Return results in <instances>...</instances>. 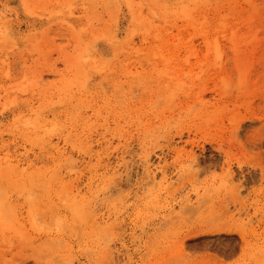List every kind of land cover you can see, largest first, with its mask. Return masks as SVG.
<instances>
[{"label":"rangeland","instance_id":"374dc122","mask_svg":"<svg viewBox=\"0 0 264 264\" xmlns=\"http://www.w3.org/2000/svg\"><path fill=\"white\" fill-rule=\"evenodd\" d=\"M0 13V161L30 164L0 178L14 205L0 264H264V0H0ZM45 117L36 137L21 126ZM68 185L99 191L79 218L60 202Z\"/></svg>","mask_w":264,"mask_h":264},{"label":"bare ground","instance_id":"6f19581e","mask_svg":"<svg viewBox=\"0 0 264 264\" xmlns=\"http://www.w3.org/2000/svg\"><path fill=\"white\" fill-rule=\"evenodd\" d=\"M220 12H219V10H217L216 11V23L218 24L219 22H221V20L224 22V20H223V17L222 16H220V14H219ZM238 13V12H237ZM231 15V14H230ZM0 17H2L1 16V13H0ZM136 18V17H135ZM247 19V18H246ZM248 20H250L249 22H252L251 21V19H249L248 18ZM139 21V20H138ZM137 21V22H138ZM204 36V38H205V34L203 35ZM207 36V35H206ZM226 37V34L225 35H223L222 36V38H225ZM237 37V34L235 35H233L232 36V38L235 40V38ZM80 67H81V65H80V63H76V65H75V67H74V69H75V72H76V74H78L79 73V69H80ZM243 74V73H242ZM244 81V80H243ZM241 81H239V83H240ZM84 83V82H83ZM238 84V83H237ZM243 84V83H242ZM80 86V85H79ZM243 88H244V85L242 86ZM221 88H222V86H221ZM221 90V89H220ZM224 90V89H223ZM238 90H239V88H238ZM225 91H227V90H225ZM246 91V90H245ZM221 94V93H220ZM223 96H224V94H223ZM221 97V96H220ZM204 98V97H203ZM193 101H195V100H193ZM196 101H198V100H196ZM203 102V101H202ZM199 103V102H198ZM198 103H196L197 105H198ZM201 103V102H200ZM204 103V102H203ZM206 103V102H205ZM196 106V105H195ZM192 107V106H191ZM210 108V107H209ZM218 110V109H217ZM31 113V112H30ZM38 114V113H37ZM21 115V114H20ZM28 115H29V112H28ZM180 116H182V114L180 115ZM24 117H25V115H24ZM23 117V118H24ZM28 118H29V116H27ZM26 117V118H27ZM40 117H41V115H40ZM77 117V116H76ZM79 117V116H78ZM78 117H77V119H78ZM179 117V116H178ZM21 118V117H20ZM27 118V119H28ZM34 118V117H33ZM32 118V119H33ZM38 118V117H37ZM35 119L34 121H32L31 123L30 122H28V123H25L24 125H23V123L21 124V126H24L26 129L25 130H27V131H30V133H32L33 134V136H37L38 134H39V132L40 131H44V129L49 125V121L47 120V118L45 117V118H42V119ZM75 118V117H74ZM22 119V118H21ZM20 120V119H19ZM24 121H25V119H24ZM30 121V120H29ZM21 122V121H20ZM26 122H27V120H26ZM30 123V124H29ZM161 123V122H160ZM23 127V128H24ZM24 130V131H25ZM148 130H150V129H147L146 131H148ZM153 129H151V131H152ZM24 133V132H23ZM29 133V134H30ZM27 136H28V134H27ZM23 137V136H22ZM26 137V135L24 136V138ZM64 141V140H63ZM60 142V141H59ZM62 142V141H61ZM60 142V143H61ZM65 143H67V141H64ZM48 144V146L49 147H46V149H50V151L51 150H55V152L53 153H49V155L50 156H55L56 158H54V160H60V159H62V158H64V157H66L65 158V160L64 161H68V160H71V162H72V160H73V158H72V155L71 154H68V153H65L64 152V150L63 151H58L57 149V144H55V145H53V146H50V141H48L47 142ZM58 143V142H57ZM59 143V144H60ZM63 143V142H62ZM2 144V145H1ZM66 145V144H65ZM2 146H4L3 145V142L0 140V149L2 148ZM63 147H64V145H62ZM44 147V146H43ZM66 148H67V146H65ZM9 148V147H8ZM8 148H6V149H8ZM45 148V147H44ZM57 148V149H56ZM5 149V150H6ZM41 149H43V148H41ZM3 150V149H2ZM1 150V151H2ZM60 150V149H59ZM62 150V149H61ZM49 151V150H48ZM91 151V150H90ZM89 151V152H90ZM45 152H47V151H45ZM8 153V152H7ZM6 153V154H7ZM73 153V152H72ZM88 153V152H87ZM5 154V155H6ZM86 154V153H85ZM4 155V156H5ZM78 155H79V153H78ZM77 155V156H78ZM7 156H9L8 154H7ZM48 156V155H47ZM80 156V155H79ZM192 156L193 155H191V159H192ZM187 157V156H186ZM72 158V159H71ZM78 158V157H77ZM82 159H83V156H82ZM188 159V158H187ZM194 159V158H193ZM16 160V159H15ZM53 160V161H54ZM62 160V161H63ZM75 160V159H74ZM90 160V159H89ZM25 161V160H24ZM22 161H20L19 162V160L18 161H15V163L14 164H11V162H10V160L8 161H4V162H1L0 161V178L1 177H4L6 180H8V181H10L11 183H15V182H19V181H21V179H23L24 178V174H25V172H24V170L25 169H23V167L24 166H26L27 168L28 167H30V164H29V162H25L24 164H22L21 163ZM75 162V161H74ZM193 162V161H192ZM183 163V162H182ZM181 163V164H182ZM186 163V162H185ZM184 165V164H183ZM147 166V165H146ZM145 166V168H146V171L148 172V173H151L150 171H149V167L147 166L146 167ZM182 166V165H181ZM185 166V165H184ZM186 168H190V166H185ZM73 169H74V167H72ZM182 169L184 168V167H181ZM73 169H72V171H73ZM181 170V169H180ZM190 170V169H189ZM188 170V171H189ZM70 171H71V169L68 171L69 173H70ZM186 171H187V169H186ZM187 171V172H188ZM59 173H61V172H59ZM67 173V172H66ZM68 173V174H69ZM184 173V172H183ZM60 175H62L63 176V174H60ZM59 174L57 175L58 177H61ZM73 175V174H72ZM65 176H66V174H65ZM68 176V175H67ZM58 177H56L57 178V180H58ZM68 178V177H67ZM66 178V179H67ZM69 178H70V176H69ZM68 178V179H69ZM157 178H158V176H157ZM64 179V178H63ZM42 180V179H41ZM61 180V179H60ZM65 180V179H64ZM153 180H155V175H154V173H153V176H152V181ZM55 181V180H54ZM10 182H9V184H10ZM22 182V181H21ZM41 182V181H40ZM45 182V181H44ZM56 182H58V181H56ZM92 182V181H91ZM91 182L89 183L90 184V186H91ZM156 182V181H155ZM167 182V181H166ZM37 183V182H36ZM43 183V182H42ZM152 183H154V182H152ZM60 184V183H59ZM66 184V183H65ZM77 184V183H76ZM166 184V183H165ZM42 185V184H41ZM57 186H61V185H58V184H56ZM75 185V184H74ZM93 185V184H92ZM44 186H46V184L44 185ZM89 186V185H88ZM89 186V187H90ZM27 187V186H26ZM79 187V186H78ZM88 187V188H89ZM15 189H17L18 187L16 186V187H14ZM43 185H42V187H41V190L43 191ZM91 188V187H90ZM14 189V190H15ZM47 189H49V188H47ZM47 189H44L45 191L44 192H46V191H49V190H47ZM60 188H58V190H59ZM92 189V188H91ZM104 189H106L105 187H104ZM25 191H27L28 192V190L29 189H24ZM60 191H63L62 193H63V196L65 197V199H63V200H61L60 199V202L62 201V202H65L66 201V203H65V205H67V207H68V209L67 210H70L72 213L71 214H73L74 216H77L78 218L82 215V213L81 212H83V211H87L89 208H90V206L92 205V203H93V201H92V199L94 198V199H96L97 197H99V196H97V193L99 192L98 190V192L96 193V194H91L90 196L92 197V199H89L88 200V198H91V197H88L87 199H86V195L84 196V197H80V191L77 189V188H75L74 186H69L68 185V187H66V188H63L62 190H60ZM85 191H87V188L85 187ZM84 191V192H85ZM101 191V190H100ZM102 191H106V190H102ZM50 192V191H49ZM89 192V191H88ZM96 192V191H95ZM12 193V192H11ZM24 193V192H23ZM61 193V192H60ZM82 193V192H81ZM86 193V192H85ZM90 193H91V190H90ZM103 193V192H102ZM43 194V193H42ZM41 194V195H42ZM83 194V193H82ZM87 194V193H86ZM101 194V193H100ZM99 194V195H100ZM104 194V193H103ZM9 195V194H8ZM45 195H46V193H45ZM60 195V194H59ZM0 196H2L1 194H0ZM10 196V195H9ZM42 196H44V195H42ZM89 196V195H88ZM198 196V195H197ZM196 196V197H197ZM7 196H5L4 198H6ZM195 197V198H196ZM1 198V197H0ZM45 198H46V196H45ZM59 198H61V197H59ZM190 198V197H189ZM189 198H185L186 200L184 201V202H182L183 204H184V206H186V207H188L189 205H192L191 204V200L189 199ZM28 199V200H27ZM27 201H29V198L27 197ZM93 199V200H94ZM1 200V199H0ZM198 200V199H197ZM196 200V201H197ZM97 202V201H96ZM5 203H9V202H6V199H5ZM5 203L3 204V203H0V214H2L1 212H4L5 210H7V211H9L8 213H7V211L5 212V213H3L2 215L4 216V214H6L4 217H2V215H0V221L2 220V219H4V221H6V222H8V225H6L7 227L9 226V224H10V219H9V214H10V212L12 211H10V208L11 209H13L12 207L14 206H12V207H10L9 205H7V207H8V209H7V207H6V205H5ZM68 203V204H67ZM198 203V202H197ZM63 204V203H62ZM94 204V203H93ZM96 204V203H95ZM181 205L182 204H180L179 205V208H181ZM94 206V205H93ZM92 206V207H93ZM65 207V206H64ZM63 206H62V208H64ZM191 207V206H190ZM16 208V207H15ZM50 208V207H49ZM65 209V208H64ZM63 209V210H64ZM92 209V208H91ZM90 210V209H89ZM94 209H92V211H93ZM52 211V210H51ZM60 211V210H59ZM66 211V210H65ZM12 213V212H11ZM13 213H14V211H13ZM86 213V212H85ZM81 214V215H80ZM90 214V213H89ZM89 214L87 213V216H89ZM85 215V214H84ZM91 215H95L94 214V212H92L91 214H90V216ZM8 216V217H7ZM14 217V215H11L10 217ZM95 217V216H94ZM97 217V216H96ZM5 218H7V220L5 219ZM62 218H64V217H62ZM99 218V217H98ZM8 219H9V221H8ZM13 219V218H12ZM19 219V218H18ZM17 219V220H18ZM61 219V218H60ZM102 219V218H101ZM100 219V223H101V221H103V220H101ZM14 220V219H13ZM12 220V221H13ZM63 220V219H62ZM105 220H107V219H105ZM16 221V220H15ZM5 222V223H6ZM90 222H92L91 223V227L92 226H94V228H90L91 230L92 229H99L102 225L103 226H105V224L106 223H102V224H100L99 223V220H97V219H94L93 218V220L91 221L90 220ZM4 223V222H3ZM12 223H15V222H11V228H12ZM108 223V222H107ZM17 224H19V222L17 223ZM2 225V224H1ZM6 226H5V228H6ZM18 226V225H17ZM106 226H109V225H107L106 224ZM15 228V227H14ZM4 229V228H3ZM7 229V228H6ZM16 229H18V228H16ZM8 230H9V228H8ZM100 230V229H99ZM96 231V230H95ZM11 232H12V229H11ZM17 232V231H16ZM19 232H21V231H19ZM18 232V233H19ZM97 233V232H96ZM69 261H67L66 263H68ZM71 262V261H70ZM62 263V262H61ZM74 263V262H73ZM71 264H72V262H71Z\"/></svg>","mask_w":264,"mask_h":264}]
</instances>
